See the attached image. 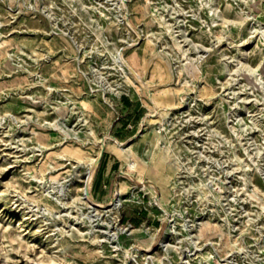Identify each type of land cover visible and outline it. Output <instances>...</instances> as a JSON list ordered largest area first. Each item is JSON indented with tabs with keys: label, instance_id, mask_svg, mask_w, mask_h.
I'll return each instance as SVG.
<instances>
[{
	"label": "rangeland",
	"instance_id": "rangeland-1",
	"mask_svg": "<svg viewBox=\"0 0 264 264\" xmlns=\"http://www.w3.org/2000/svg\"><path fill=\"white\" fill-rule=\"evenodd\" d=\"M0 264H264V0H0Z\"/></svg>",
	"mask_w": 264,
	"mask_h": 264
},
{
	"label": "bare ground",
	"instance_id": "bare-ground-1",
	"mask_svg": "<svg viewBox=\"0 0 264 264\" xmlns=\"http://www.w3.org/2000/svg\"><path fill=\"white\" fill-rule=\"evenodd\" d=\"M116 143L119 145V147H120L121 150H127V149L129 148V146H122L121 143H119L117 140H116ZM90 178H91V174L88 173L87 176H86V178H85V180H84V182H85V186H84V188H83V189L85 190V198H87V200H88L89 202H91L93 205L101 206L100 204L95 203V202L92 201V199H91V197H90V195H89V192H88V190H87ZM114 202H115V201H114ZM117 205H119V202H116V203H115V206H117ZM103 206H104V205H103Z\"/></svg>",
	"mask_w": 264,
	"mask_h": 264
},
{
	"label": "crops",
	"instance_id": "crops-1",
	"mask_svg": "<svg viewBox=\"0 0 264 264\" xmlns=\"http://www.w3.org/2000/svg\"><path fill=\"white\" fill-rule=\"evenodd\" d=\"M131 139H133V138H131ZM131 139H130V140H131ZM121 151H122L121 153H123L124 155H127V154L124 152V150H121ZM121 159H122V158H121ZM121 159L118 158L117 161H120ZM113 160H114V158H113ZM126 160H127V159H126ZM123 161H124V164H121V166H125V162H126L125 159H124ZM111 162H112V161H111ZM111 162L109 161L108 164H110ZM119 169H120V168H119ZM119 173H122V171L119 170ZM119 173H117V174H119Z\"/></svg>",
	"mask_w": 264,
	"mask_h": 264
}]
</instances>
